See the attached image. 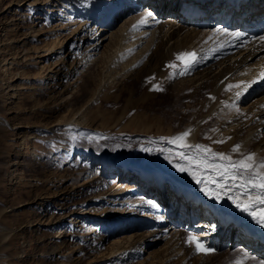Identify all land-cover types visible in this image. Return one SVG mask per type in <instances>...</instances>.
Returning <instances> with one entry per match:
<instances>
[{
	"label": "rangeland",
	"instance_id": "rangeland-1",
	"mask_svg": "<svg viewBox=\"0 0 264 264\" xmlns=\"http://www.w3.org/2000/svg\"><path fill=\"white\" fill-rule=\"evenodd\" d=\"M34 1V6L28 8L22 2L16 6L17 0H0V264H85L89 260L101 259L97 257H104L110 247L119 241H122L121 246L132 243L134 247L142 249L129 251L124 259L119 255L111 262L106 259L104 264H164L166 257L162 256L164 251L166 254L165 248L170 245L168 250L173 249L171 247L176 244L172 243L176 232L171 225L166 233H157L159 237L156 238L151 223L149 226L135 227L136 223L128 224L130 219L124 224L119 219L106 225L86 221L85 217L74 223V216L69 214L72 210H84L90 204V199L99 192L107 189L117 191L119 181L124 182V177L129 174L125 171L117 182L111 177L98 186L95 180L101 175L100 160L103 156L113 160L154 162L171 175L186 179L185 184L192 185L196 177L194 184L198 188L208 184L196 182V179L204 180L202 176L212 173L217 179L220 178L219 171L212 166L218 168L228 161L201 149L220 153L217 147H211L210 131L230 120L226 118L227 112H230L228 114L232 119H235L234 114L243 117L246 113L257 112L264 103V82L257 89L246 86L243 88L245 91H239L234 97L240 83L248 80L247 73L239 76L227 75L222 71L217 73L212 58H208L207 63L193 65L192 61L187 62L186 59L184 63L183 59L178 61V53L173 56L176 59L172 58V63L166 64L168 69L161 77L162 85H167L169 80L173 81L172 84L156 89L159 95L152 102L145 97L144 100L140 98L137 104L134 101L133 107L129 106L127 90H135L130 94L133 100L138 99L139 92L143 90L142 84L146 78L141 72L143 64H127L126 58L116 56L109 62L113 67L111 72L106 69L107 66L96 67L83 61L76 65L77 70L74 71L72 68L76 67L77 54L84 57V46L89 43L87 37L75 43L70 39L84 34L81 29L86 20L82 14L85 0H60L59 3L52 0ZM101 2L95 4L99 14L104 12L106 6L103 5L106 1ZM167 2V6H172L171 1ZM8 7L12 10L8 11ZM211 19L207 18L206 25L201 26L214 29V24L208 25ZM263 28L261 25L260 30ZM58 52H63L65 66L69 69L64 73L62 67V73L56 76L52 71L55 70L54 60L59 58ZM237 54L233 60L244 52ZM263 55L264 51L251 61L256 62ZM6 62L11 65L13 80L21 86L19 97L14 99H8L11 87L2 79ZM204 72H208V78L194 82L195 77ZM216 75L219 80L224 78L227 82L215 113L210 117L213 127L203 132L204 135L198 134V141L182 147L173 142L174 138L185 132L203 98L213 96L208 91L211 89L210 81ZM97 80H102V85L103 81L111 84L108 85L110 88L107 86V94L102 97L97 93L91 94ZM71 85H74V89L70 91L68 87ZM109 92H115L118 96H108ZM62 98H67L63 100L64 103L61 102ZM186 100H189L188 107H184ZM62 116L72 119L71 128L53 126ZM262 119L264 121V115L245 128L259 124ZM85 122L87 126H84ZM78 124L85 128L82 133L76 130ZM53 128L54 132L50 130ZM261 153H264V146ZM243 158L241 156L232 161ZM181 167L185 171L179 170ZM256 168L245 174V178L252 171L264 173ZM131 194L139 200L142 197L139 191ZM169 201L167 198L165 202L169 204ZM94 208L91 209L94 213L106 209L108 213H128L120 204L97 205ZM63 225L65 228L60 229ZM212 229L186 228V231L198 238H203L202 231H209L210 235L204 237L209 239V236H214ZM63 230L67 231L64 238ZM130 234L133 236L125 240ZM172 235L174 238L167 241ZM113 240L117 241L110 245ZM225 242L215 249L216 241H211L207 247L214 250L207 253L186 246L187 254L180 249L165 264H212L211 261L214 264H263L258 259L256 261L252 253L251 257L242 253L231 254L228 239Z\"/></svg>",
	"mask_w": 264,
	"mask_h": 264
},
{
	"label": "bare ground",
	"instance_id": "bare-ground-1",
	"mask_svg": "<svg viewBox=\"0 0 264 264\" xmlns=\"http://www.w3.org/2000/svg\"><path fill=\"white\" fill-rule=\"evenodd\" d=\"M58 1L60 0H52L55 3ZM101 1L103 0L82 1L84 4L82 14L86 17L84 27L81 29V32H84V34L80 37H71L70 39H72V43H75L76 41H80L82 37H87L86 39L89 40V43L84 44L86 51L84 57L81 55V58L80 54H77L75 66L83 61L91 63V65H95L96 67L106 68L107 66L106 69L111 72V68L113 67H110L112 64L110 63L109 65V62L116 56L126 58L127 64H132V62L134 64L142 63L141 72L146 77L144 78L145 82L142 81L143 90L139 92V98L136 100L130 98V94L133 93L131 91L134 89L127 90L129 96L126 101L129 106L133 107L134 101L137 104L138 100H141L140 98L143 99L145 97L152 102L159 95L156 89L162 86L168 87L172 84L173 81L169 80L167 85H162L161 77L165 74L168 64L172 63L170 61L176 59L173 56L175 57L178 53H195L197 57L182 58L183 63L186 59L187 62L192 61L193 65L202 64L205 61L207 63L212 58L211 60L215 61L216 69H218L217 73L222 71L227 75L237 74L238 76L247 73L248 80L240 81L242 83L239 85L240 88L235 91L234 97H237V93L242 91L246 86L250 89H257L264 82V61L260 62L264 58V55L258 61L255 60L256 62L251 61L264 51V28L262 31L260 30V26H264V0H104L106 1L105 4L103 3V5H106L104 12L99 14L95 8V4H101ZM167 1H171L173 3L172 6H167ZM21 2L26 4L28 8L29 6H34V3H36L34 0H17L15 5L17 6ZM7 10L11 11L12 8L8 7ZM67 11L70 10L67 9ZM149 13H151V16L148 15ZM207 18H212V22H209L208 25L214 24V29H206L201 26L206 25ZM38 32L39 30L36 33ZM252 44H254L253 47ZM239 52H244V54L233 60L235 54L239 55L237 54ZM62 53L60 52L57 55L59 57L58 61L55 59L53 62L55 70L52 73L56 76L62 73L60 70L62 67L64 71H68L69 69L65 66V58L62 56ZM85 56L87 57L86 59ZM222 63H225L224 66L219 68ZM72 69L76 71L77 66ZM207 78L208 72H204L197 75L194 82L204 81ZM2 79L4 83H7V86L11 87L8 99H14L20 95L21 86L13 80V71L8 62L5 63ZM101 82L102 80L94 81L91 94L97 93V96L101 97L107 94V88L110 83L103 81L104 84L102 85ZM226 82L224 78L219 80L217 75L212 78L210 81L211 89L208 92L211 91L213 96L207 95L203 98L200 106L196 109L195 116H193L188 126L184 129L189 134L183 137V139L177 140V137H181L185 133L182 132L181 135L174 138L176 143L179 145H191L196 140H199L198 134L210 131L213 127L211 126L210 117L215 113L216 104L221 99L220 94L224 89L223 87L226 86ZM73 87L74 85H71L68 88L71 91V89H74ZM72 91L71 93L74 94V90ZM109 93L108 96H118L115 92ZM64 99L67 98H62L61 102ZM188 102L189 100H186L187 104L185 103L184 107L189 106ZM259 107V110L254 114L246 113L245 115L247 116L237 117L234 114L233 118L235 119H232L230 114H228L230 112H227L228 117L226 118L230 120L224 121L222 125L213 128L209 133L211 134L209 136L212 137L211 147H217L220 153H224L231 157V159H238L241 156L246 157L249 154H254V159L249 163L264 162V153H261V149L264 146L262 144L264 142L263 119L261 120L263 123L257 122L259 124L256 123L257 125L245 128L253 121L260 120L264 115V103ZM249 111L252 110L250 109ZM203 119L207 120L204 121ZM59 120L54 122L53 126L71 128L70 125L73 122L71 118L64 119L62 116V119ZM89 120L91 121L92 118H89ZM77 121L79 122V120ZM88 123L86 124L85 122L84 126H87ZM79 125L76 127V130L78 133H82L85 128ZM54 128L50 130L54 132ZM217 141L223 142L218 143ZM236 145L240 147L234 152L233 148ZM100 167L102 168L101 175L95 180L98 186L100 184L103 185L102 183L106 180L108 181L111 177H114V180L117 182L125 171L129 172V174L124 177V182L119 181L117 191L107 189L102 191V193L99 192L90 199V204L84 210H72L69 215L74 216L72 218L74 223L78 222L81 217L87 218L86 221L88 220L89 222L97 224L105 223L106 225L115 223L119 219L124 224L130 219L128 224L136 223L135 227L149 226L151 223L156 238L159 237V233H166L168 226L171 225L174 228V232H176L172 243L176 242V244L171 247L173 249L168 250L170 245L168 248H165L166 254L164 251L162 258L166 257V262L171 260L174 253H177L180 249L187 254L185 251L186 246L196 248L195 243L187 244V237L190 233L186 231V228H191L192 230L201 228L211 230L213 228L212 230L215 231L213 235L215 237L209 236V239H204V237L208 236L207 234L210 235V232L202 231L204 233L202 235L204 236L203 238L197 237L198 242L207 247L211 241H216L214 244L217 245L213 246L216 249L220 243L224 244L226 243L225 239H228L227 246L231 247V254L237 255L238 253H242L244 256H252L256 261L258 259V261L264 264V225L258 223L248 212L242 211L236 206L237 203H241L242 205L249 203V197L242 195L248 189L240 188V184H243L244 180L238 183L234 182V186L218 192L217 190L225 181L220 180V178L217 179L212 173L208 176H202L205 177L204 180L208 184L204 188H198L194 184V179L192 180V185L185 184L184 181L186 179L171 175L170 172L164 171L161 165L151 161L113 160L112 158L103 156L100 160ZM256 170L264 171V169H260L259 167ZM249 173L251 171L247 174ZM213 179L220 182L212 184L211 181ZM126 181L129 183H126ZM228 183L232 184L233 182L229 180ZM134 191L140 192V195H142L140 200L131 194ZM60 195L62 196L63 194ZM217 195L219 198H216ZM201 196L211 201L214 207L209 206L207 209L200 208L199 214L194 213L193 207H190L191 211L183 208V203L186 204L188 202L191 205L196 202L197 197L201 198ZM251 196L254 198L256 191H253ZM191 197L194 198L190 200L189 198ZM167 198H170L169 204L165 202ZM110 204H120L124 206V209L128 213H123L122 215L120 212L108 213L107 209L99 213L91 211L97 205ZM253 211L257 210L253 209ZM206 212L209 214L204 218L203 216ZM115 218L117 219L115 220ZM61 228H65L64 225ZM66 232V230H63L62 238L66 236ZM132 236L126 237L125 240H128ZM174 236H169L167 241L174 238ZM116 241L113 240L110 245ZM121 242L119 241L117 245H112L110 250L103 255L104 257H97L101 259L93 262L89 260L85 264H104L106 259H110L109 262H111L117 255L124 259L129 251L138 249L132 243H129L127 246H121ZM141 249L139 248L138 250ZM211 262L214 264L213 261ZM159 263L161 264V262Z\"/></svg>",
	"mask_w": 264,
	"mask_h": 264
},
{
	"label": "snow or ice",
	"instance_id": "snow-or-ice-1",
	"mask_svg": "<svg viewBox=\"0 0 264 264\" xmlns=\"http://www.w3.org/2000/svg\"><path fill=\"white\" fill-rule=\"evenodd\" d=\"M151 16V13L148 14ZM195 53H181L177 59H182L184 57H194ZM171 66V65H170ZM229 87H232L229 85ZM189 133L185 132L181 137H177V140L183 139ZM175 142V141H173ZM218 143H222L223 141H217ZM182 147L184 145H181ZM197 148H201L200 145H196ZM239 145L234 146L233 151H237L239 149ZM204 152L211 153L213 156H218L223 161H228L227 164L221 165L218 168L216 166H212L216 170L219 171L220 180L225 181L224 184L217 190L223 191L224 189L230 188L234 186V182L238 179H243L244 183L240 184V188H247L248 191L242 193V195L249 197V203L247 205H242L241 203H237L236 206L240 208L242 211H246L249 215L253 216L254 219L257 220L258 223L264 225V173L252 171V174L245 178V174L249 171L253 170L254 167H259L260 169H264V162H260L259 165H253L249 163L254 159V154H249L248 156L244 157L243 159H239L236 161H232L231 157L225 155L224 153H212L211 149H201ZM183 156V154H182ZM179 170L185 171L183 167ZM196 177H194L195 179ZM233 182L232 184L228 183V181ZM258 181V182H257ZM198 184L206 183L203 179H196ZM220 181L213 179L211 181L212 184H218ZM258 190V191H257ZM256 191V196L253 198L251 193ZM216 198H219L217 195ZM155 207V205H153ZM256 209L257 211H253ZM188 243H195L196 251L197 252H210L212 249L210 247H205L202 243L198 242V238L189 234L187 237Z\"/></svg>",
	"mask_w": 264,
	"mask_h": 264
}]
</instances>
